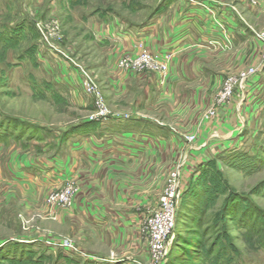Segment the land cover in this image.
Listing matches in <instances>:
<instances>
[{
	"label": "rangeland",
	"instance_id": "374dc122",
	"mask_svg": "<svg viewBox=\"0 0 264 264\" xmlns=\"http://www.w3.org/2000/svg\"><path fill=\"white\" fill-rule=\"evenodd\" d=\"M162 1L0 0V123L10 132L7 140H0V264H78L80 258L94 255L81 247L83 223L76 216L80 176L30 193L28 186L20 187L11 180L5 166L23 156L62 154L69 138L78 133L73 129L99 121L98 101L107 109L106 118L131 116L123 108L111 107L107 100L112 96L104 64L112 48L101 39L102 34L112 28L144 26L178 3L171 0L159 11ZM225 1L239 21L238 37L234 45L228 41L218 44L214 54L205 58V68L215 74L206 71L202 78L219 76L208 88L198 127L204 123L211 137L218 138L229 111L241 117L234 139L225 149L205 152L202 159L194 157L162 264H264V42L259 38L264 32V0ZM132 54L117 57L119 71L158 74L121 70L120 59ZM250 67L256 73L246 97L240 106L237 102L221 112L223 122L211 131L205 115L217 93L229 77ZM170 73L169 69L160 76V83H166ZM85 78L95 84L100 100L86 92ZM70 80L73 89L66 86ZM189 131L179 130L184 140L190 135L197 139L198 134ZM187 152L182 145L177 154L170 153L162 171L147 161L143 170L129 175L130 193L142 195L132 206L138 212L140 240V222L158 205L170 173L178 167L186 169ZM69 184L77 189L73 207L51 203V194ZM124 238L132 247L131 234ZM65 240L78 249L72 253L75 256L67 255L69 251L60 245ZM141 256L145 261L144 250Z\"/></svg>",
	"mask_w": 264,
	"mask_h": 264
},
{
	"label": "crops",
	"instance_id": "0c3cea01",
	"mask_svg": "<svg viewBox=\"0 0 264 264\" xmlns=\"http://www.w3.org/2000/svg\"><path fill=\"white\" fill-rule=\"evenodd\" d=\"M177 2L169 13L160 14L140 29L112 28L102 34L101 39L112 48L104 64L112 96L107 100L111 107L128 111L129 118L97 121L95 128L71 136L62 154L23 156L5 166L11 180L20 187L28 186L30 193L80 176L76 216L83 223L81 247L94 253L91 258H80L82 264H137L135 260H141L145 245L138 238V212L132 206L142 195L130 193L129 175L143 170L147 161H153L157 171H162L166 157L177 154L182 145L190 157L185 167L187 175L195 156L202 159L205 152L225 149L234 139L241 117L237 112L229 111L226 123L219 127L218 138L211 137L204 123L199 128L198 121L208 88L219 76L202 78L206 71L215 74L205 68V58L214 54L218 44H235L239 21L225 0ZM137 41L144 42L152 52L171 55L166 83H160L161 74H128L116 67L117 57L134 53ZM66 86L73 89L74 83L70 80ZM179 130L197 133L196 141L184 140ZM120 202L126 206L116 207ZM130 234L132 247L124 238ZM112 253L115 255L110 256ZM119 254L130 256L117 259Z\"/></svg>",
	"mask_w": 264,
	"mask_h": 264
},
{
	"label": "built area",
	"instance_id": "2783aa9c",
	"mask_svg": "<svg viewBox=\"0 0 264 264\" xmlns=\"http://www.w3.org/2000/svg\"><path fill=\"white\" fill-rule=\"evenodd\" d=\"M259 38L264 42V32L261 33ZM135 49L136 51L132 55L120 59L118 65L121 70H150L162 76L168 74L171 62V55L169 53L152 52L142 41L136 42ZM262 54L264 58V49ZM255 73L256 69L250 67L239 71L235 76H231L225 81L223 87L215 97L212 108L205 115L208 128L211 131L217 130V127L223 122L221 112L228 111L229 107L231 105L236 106L237 102V105L240 106L241 101L246 97L248 83ZM84 89L87 93L95 95L98 100L101 99L99 90L89 79L85 78ZM97 106L101 111L98 113L100 117L96 120L103 121L107 119L105 117L107 109L102 108L103 105L100 101H98ZM214 134L216 133L214 132ZM187 139L190 142H194L196 136L190 135ZM185 180V170L181 167L174 169L170 173L159 197L158 205L149 210L144 215L142 222H140V232L146 249H144L146 260L141 261L137 259L135 260L137 264H162L168 256L169 244L174 235L180 205V195L184 189ZM76 191V186L69 184L61 191L52 193L49 200L51 203L62 204L67 208H72ZM60 245L66 251H69V254L78 252V249L68 240L63 241Z\"/></svg>",
	"mask_w": 264,
	"mask_h": 264
},
{
	"label": "trees",
	"instance_id": "16d2710c",
	"mask_svg": "<svg viewBox=\"0 0 264 264\" xmlns=\"http://www.w3.org/2000/svg\"><path fill=\"white\" fill-rule=\"evenodd\" d=\"M169 1L171 0H163L162 3H161V6H160V9L159 11L166 5H168ZM145 26V25H144ZM143 26H139V27H136L134 29H140L142 28ZM126 29H133V26H130L129 28L126 27ZM97 125V123H84L83 125L81 126H78L76 127L75 129H73L74 131L76 132H80V131H88V130H91L93 128H95ZM1 123H0V140H7L9 138V135H10V132L7 131L4 127H1ZM71 134V133H70Z\"/></svg>",
	"mask_w": 264,
	"mask_h": 264
}]
</instances>
